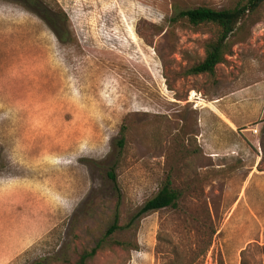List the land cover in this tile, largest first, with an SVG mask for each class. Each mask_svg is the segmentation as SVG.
Segmentation results:
<instances>
[{
  "label": "rangeland",
  "instance_id": "1",
  "mask_svg": "<svg viewBox=\"0 0 264 264\" xmlns=\"http://www.w3.org/2000/svg\"><path fill=\"white\" fill-rule=\"evenodd\" d=\"M38 3L0 0V264H264V4L187 77L216 29L173 18L245 0Z\"/></svg>",
  "mask_w": 264,
  "mask_h": 264
},
{
  "label": "trees",
  "instance_id": "2",
  "mask_svg": "<svg viewBox=\"0 0 264 264\" xmlns=\"http://www.w3.org/2000/svg\"><path fill=\"white\" fill-rule=\"evenodd\" d=\"M26 2L30 5L39 7L38 0H26ZM263 4L264 0H245L244 4H239L232 9L221 11L207 7H199L193 10L178 12L173 19L185 21L195 28L200 26H212L216 29L215 39L208 41L205 46L203 59L184 71V75L187 77L200 75L214 76L216 67L223 64L226 57L232 53V44L230 43L229 38L234 35L238 24L241 23L246 16L255 13ZM123 140L124 139H121L119 141L121 147L123 146ZM108 176L111 181L116 184V178L112 171L108 173ZM179 199L180 193L172 189L171 182L167 179L158 193L144 204V206L131 218L129 223L119 225L118 216L115 215L114 221L106 230L104 238H109L119 230L129 229L133 222L139 220L146 214L155 213L167 208H176ZM104 240L105 239L99 241L90 250L82 251L76 264H87L89 260L93 259L98 254V252L103 251L107 247ZM114 244L118 247L124 246V244L118 242H115Z\"/></svg>",
  "mask_w": 264,
  "mask_h": 264
},
{
  "label": "crops",
  "instance_id": "3",
  "mask_svg": "<svg viewBox=\"0 0 264 264\" xmlns=\"http://www.w3.org/2000/svg\"><path fill=\"white\" fill-rule=\"evenodd\" d=\"M216 113L217 118L227 124V126H230L232 128L231 130H234L235 127H240L244 125L243 122H239L236 118L232 116V114H230V112L225 109L217 107Z\"/></svg>",
  "mask_w": 264,
  "mask_h": 264
},
{
  "label": "built area",
  "instance_id": "4",
  "mask_svg": "<svg viewBox=\"0 0 264 264\" xmlns=\"http://www.w3.org/2000/svg\"><path fill=\"white\" fill-rule=\"evenodd\" d=\"M257 132H258V130H257V129H253V130H251V133H252V135H254V136H256V135H257Z\"/></svg>",
  "mask_w": 264,
  "mask_h": 264
}]
</instances>
